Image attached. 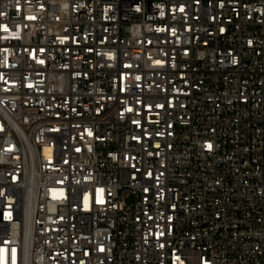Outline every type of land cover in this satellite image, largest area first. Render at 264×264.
<instances>
[{
    "label": "built area",
    "instance_id": "obj_1",
    "mask_svg": "<svg viewBox=\"0 0 264 264\" xmlns=\"http://www.w3.org/2000/svg\"><path fill=\"white\" fill-rule=\"evenodd\" d=\"M138 9L0 0V264H264V0Z\"/></svg>",
    "mask_w": 264,
    "mask_h": 264
},
{
    "label": "bare ground",
    "instance_id": "obj_2",
    "mask_svg": "<svg viewBox=\"0 0 264 264\" xmlns=\"http://www.w3.org/2000/svg\"><path fill=\"white\" fill-rule=\"evenodd\" d=\"M140 7L138 16H145V11H151V0H140ZM149 25H159V18H149Z\"/></svg>",
    "mask_w": 264,
    "mask_h": 264
},
{
    "label": "snow or ice",
    "instance_id": "obj_3",
    "mask_svg": "<svg viewBox=\"0 0 264 264\" xmlns=\"http://www.w3.org/2000/svg\"><path fill=\"white\" fill-rule=\"evenodd\" d=\"M181 11H183V9H181ZM5 30H7V29H5ZM41 63H42V61H41ZM208 147L210 148L211 145H208ZM161 247H163V245H161ZM2 251H3V249H0V252H2ZM101 251H103V249H101ZM14 261H15V250H13V264H14Z\"/></svg>",
    "mask_w": 264,
    "mask_h": 264
}]
</instances>
